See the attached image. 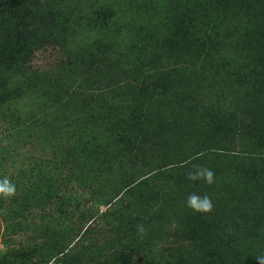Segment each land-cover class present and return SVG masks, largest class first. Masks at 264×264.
Returning <instances> with one entry per match:
<instances>
[{"label":"rangeland","instance_id":"1","mask_svg":"<svg viewBox=\"0 0 264 264\" xmlns=\"http://www.w3.org/2000/svg\"><path fill=\"white\" fill-rule=\"evenodd\" d=\"M40 1L0 98V264H258L264 0Z\"/></svg>","mask_w":264,"mask_h":264},{"label":"trees","instance_id":"2","mask_svg":"<svg viewBox=\"0 0 264 264\" xmlns=\"http://www.w3.org/2000/svg\"><path fill=\"white\" fill-rule=\"evenodd\" d=\"M259 6L262 7L261 11L264 10L263 1ZM40 7V0H0V98L4 97L7 76L14 67L11 63L19 57H26L39 43L40 37L35 36V27L37 31L40 30V22H37ZM260 38L264 41V31ZM213 155L224 157L223 154L206 152L198 155L197 160L206 162Z\"/></svg>","mask_w":264,"mask_h":264},{"label":"clouds","instance_id":"3","mask_svg":"<svg viewBox=\"0 0 264 264\" xmlns=\"http://www.w3.org/2000/svg\"><path fill=\"white\" fill-rule=\"evenodd\" d=\"M185 178L191 182L196 183L203 181L205 184L211 186L215 183V173L212 169L204 165H193L192 169L186 173ZM16 195V185L7 177L0 179V198L11 199ZM186 207L194 213L210 214L214 210L212 198L208 194H198L191 192L186 197ZM137 233L141 236L146 235L148 229L143 223L136 225ZM258 264H264V255L257 256Z\"/></svg>","mask_w":264,"mask_h":264}]
</instances>
